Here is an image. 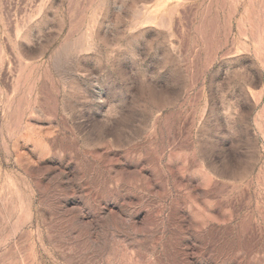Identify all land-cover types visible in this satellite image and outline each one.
Wrapping results in <instances>:
<instances>
[{
	"label": "rangeland",
	"instance_id": "rangeland-1",
	"mask_svg": "<svg viewBox=\"0 0 264 264\" xmlns=\"http://www.w3.org/2000/svg\"><path fill=\"white\" fill-rule=\"evenodd\" d=\"M0 264H264V0H0Z\"/></svg>",
	"mask_w": 264,
	"mask_h": 264
}]
</instances>
